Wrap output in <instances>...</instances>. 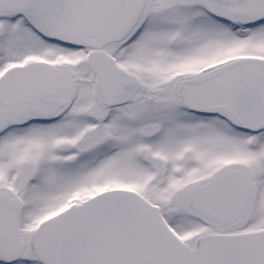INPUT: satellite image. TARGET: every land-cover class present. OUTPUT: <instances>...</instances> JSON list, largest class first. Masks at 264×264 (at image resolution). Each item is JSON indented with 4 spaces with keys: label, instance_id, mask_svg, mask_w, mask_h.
<instances>
[{
    "label": "snow or ice",
    "instance_id": "obj_1",
    "mask_svg": "<svg viewBox=\"0 0 264 264\" xmlns=\"http://www.w3.org/2000/svg\"><path fill=\"white\" fill-rule=\"evenodd\" d=\"M0 264H264V0H0Z\"/></svg>",
    "mask_w": 264,
    "mask_h": 264
}]
</instances>
